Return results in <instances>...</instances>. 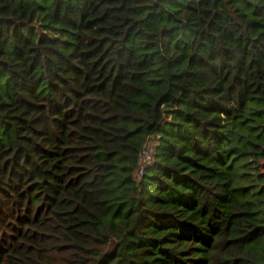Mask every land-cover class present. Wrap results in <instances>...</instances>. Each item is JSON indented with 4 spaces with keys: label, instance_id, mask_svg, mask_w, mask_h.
I'll use <instances>...</instances> for the list:
<instances>
[{
    "label": "trees",
    "instance_id": "trees-1",
    "mask_svg": "<svg viewBox=\"0 0 264 264\" xmlns=\"http://www.w3.org/2000/svg\"><path fill=\"white\" fill-rule=\"evenodd\" d=\"M0 264H264V0H0Z\"/></svg>",
    "mask_w": 264,
    "mask_h": 264
},
{
    "label": "built area",
    "instance_id": "built-area-1",
    "mask_svg": "<svg viewBox=\"0 0 264 264\" xmlns=\"http://www.w3.org/2000/svg\"><path fill=\"white\" fill-rule=\"evenodd\" d=\"M151 145H152L151 142H148V144L145 145L143 154L141 156V166L137 173L138 178H140L143 175L146 166H148V164L152 161L153 150Z\"/></svg>",
    "mask_w": 264,
    "mask_h": 264
}]
</instances>
